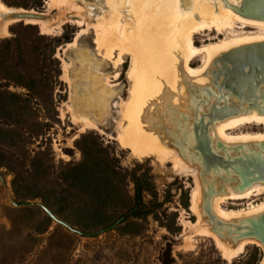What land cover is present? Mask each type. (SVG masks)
<instances>
[{"label": "rangeland", "instance_id": "1", "mask_svg": "<svg viewBox=\"0 0 264 264\" xmlns=\"http://www.w3.org/2000/svg\"><path fill=\"white\" fill-rule=\"evenodd\" d=\"M71 1L73 5L53 0H2L9 8L39 14L48 20V26L44 29L20 14L9 15L11 22L5 28L0 20V264H263L264 250L257 244H247L229 260L213 237L195 235L188 243L189 225L199 218L192 211L196 178L158 152L138 154L120 139V132L134 119L166 126L161 92L136 94L138 74L131 75L136 66L135 72L164 76L165 69L154 65L155 53L151 52L160 44L129 43L138 62L135 64V56L128 51L121 57L123 63L116 65L120 49L115 46L110 54L99 43L106 34L95 27L99 15L114 19L110 11L103 12L108 10L105 0L96 5L94 0ZM127 12L123 11L129 16ZM237 23L223 33L200 31L195 42L204 47L236 36L264 34V29ZM173 24L176 28L170 38L176 40V47L170 45L171 39L162 42L175 53L183 43L177 41L179 19L174 18ZM83 29L87 31L79 37ZM181 48L186 51L185 44ZM181 58H172L174 77L183 70L188 73ZM206 61L207 53L200 52L190 64L198 68ZM205 76V71L189 75L209 82ZM163 85L172 88L175 83ZM187 85L191 93L196 92L194 85ZM176 111H169L168 118L177 129L171 133V127L169 131L164 128V132L174 138L180 134L177 141L183 148L192 130L180 126L188 116ZM88 121L96 128L83 129ZM232 132L264 129L250 124ZM202 135L206 147L201 151L199 141L192 144L191 159L207 182V173L223 175L216 158L229 160L236 149L229 148L228 157L211 147L205 129ZM202 159L209 166L201 167ZM226 166L221 169L234 184L230 161ZM136 181L143 189L142 202L136 199ZM225 187L220 194L227 192ZM205 199L200 206L207 211ZM263 202L264 195L227 200L223 208L244 211ZM136 209H141L139 215L133 214ZM260 217L214 219L223 233L230 231L237 244L247 229L239 228L236 235L234 226Z\"/></svg>", "mask_w": 264, "mask_h": 264}, {"label": "bare ground", "instance_id": "2", "mask_svg": "<svg viewBox=\"0 0 264 264\" xmlns=\"http://www.w3.org/2000/svg\"><path fill=\"white\" fill-rule=\"evenodd\" d=\"M53 1L62 5H73L71 0ZM94 1L96 5L98 0ZM4 4L0 0V20L3 21L5 28L11 22L7 18L9 15L20 14L24 10L9 8ZM105 4L108 10L103 12L106 14L110 11L114 19L109 21L105 16H98L95 27L106 34V39L101 38L99 43L107 46L110 54L113 47L120 49L121 56L115 61L116 65L123 63L121 57L128 51L135 56V64L138 62L137 53L129 46V43H150L149 46L160 44L151 52L155 53L154 65L165 69L164 76L160 78L158 75L149 76L142 72H135L137 71L135 66L131 72L132 76L138 74L135 76V93L143 95L153 90L154 93L161 92L159 99L163 103L161 109L164 116L163 123L166 124L164 128L168 129L167 131L172 128L171 133L177 129L178 125L173 124L168 118L169 111L177 109L176 112L188 116V119L183 120L180 126L192 130L185 147L181 148L177 141L180 139V134H177L176 138L169 137L160 124L155 125L154 122H149L145 118L134 119L130 125L126 126L125 132H120L121 143L138 154L147 155L150 150L156 151L164 159L173 161L177 167L196 178L198 189L193 193L192 211L199 218L196 223L189 225L192 234L188 236V243L194 241L195 235L213 237L224 256L229 260L241 253L250 243L257 244L264 250V240L256 234H240L239 225L234 226L236 235L240 234L235 244L229 235L230 231L225 230L223 233L215 220L222 218L227 221L231 218L253 214L264 216V202L244 211H227L223 208V203L227 200L248 199L264 195V132L242 134L232 132V130L250 124H256L264 129V34L236 36L204 47H199L195 42L196 33L207 29L223 33L226 29L235 28L237 21L264 29V0H105ZM122 4L125 10L122 9ZM74 6L77 9L82 8ZM122 10L128 11L130 15H124ZM26 17H28L27 21L41 24L44 29L48 26V20L43 17ZM123 17L126 18L124 21ZM174 18L179 19L180 22L178 24L180 27L177 28L179 36L177 41L185 44V52L181 48L183 44H179L175 48V53H172L162 42L165 39H171L176 28L173 24ZM83 20L79 22L83 24ZM86 31L83 29L78 36L80 37ZM4 32H6L5 29ZM175 41L171 39L170 45L175 44L176 47ZM200 52L207 53V61L201 67L193 68L190 60ZM173 56L176 59L180 56L183 58L180 63L183 61L187 74L197 75L205 71V78L209 82L204 83L203 80L190 78V74L187 75L184 70L179 73L178 77H174V69L172 70L174 63L171 64ZM186 81L194 85L196 92L191 93ZM173 82L175 85L172 88L163 85L164 83L173 85ZM207 89L209 93H203ZM178 113L177 118H181ZM119 126H122L121 121ZM86 128H96V126L88 121L83 129ZM204 129L210 136L213 149L220 150L228 157L231 154L228 152L229 148L236 149L233 152L234 157L229 160L222 157L216 158L217 167L220 166L218 172L223 175L207 173L205 176L207 182L202 176L200 166L193 163L191 159L192 144L197 145L199 141L198 146L201 151L206 147V140L202 135ZM205 156L208 159L211 158L210 155ZM241 156H244L242 163L239 162ZM228 161L231 163L229 172L232 171L234 172H231L232 175H236L234 183L237 184L236 187L222 171L224 168L221 169V167L228 168L226 166ZM208 164L209 161L203 159L200 163L201 167L205 165L207 167ZM223 187L227 189V192L220 194ZM203 199L206 200L207 211L200 206Z\"/></svg>", "mask_w": 264, "mask_h": 264}, {"label": "water", "instance_id": "3", "mask_svg": "<svg viewBox=\"0 0 264 264\" xmlns=\"http://www.w3.org/2000/svg\"><path fill=\"white\" fill-rule=\"evenodd\" d=\"M20 15L22 16V18L26 16H40L39 14L30 12V11H24L20 13ZM22 204H26V202H23ZM244 222H246V224L239 225V228L247 229V231H243L242 233L256 234L264 240V216L260 217V219H249V220H245ZM248 222L252 223L253 226H250L249 224H247ZM62 223L65 224V222H62ZM108 228L103 229V231H106Z\"/></svg>", "mask_w": 264, "mask_h": 264}, {"label": "trees", "instance_id": "4", "mask_svg": "<svg viewBox=\"0 0 264 264\" xmlns=\"http://www.w3.org/2000/svg\"><path fill=\"white\" fill-rule=\"evenodd\" d=\"M136 199L139 202H142L143 200V189L139 186V184L136 181ZM141 212V209H136L133 214L139 215Z\"/></svg>", "mask_w": 264, "mask_h": 264}]
</instances>
